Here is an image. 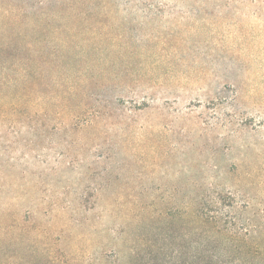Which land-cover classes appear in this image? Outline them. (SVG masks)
Wrapping results in <instances>:
<instances>
[{
	"label": "rangeland",
	"instance_id": "rangeland-1",
	"mask_svg": "<svg viewBox=\"0 0 264 264\" xmlns=\"http://www.w3.org/2000/svg\"><path fill=\"white\" fill-rule=\"evenodd\" d=\"M0 264H264V0H0Z\"/></svg>",
	"mask_w": 264,
	"mask_h": 264
},
{
	"label": "trees",
	"instance_id": "trees-1",
	"mask_svg": "<svg viewBox=\"0 0 264 264\" xmlns=\"http://www.w3.org/2000/svg\"><path fill=\"white\" fill-rule=\"evenodd\" d=\"M20 35L23 36V37L25 36V34H22V33H21ZM25 37H26V36H25ZM25 37H24V38H25Z\"/></svg>",
	"mask_w": 264,
	"mask_h": 264
}]
</instances>
